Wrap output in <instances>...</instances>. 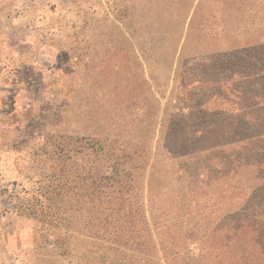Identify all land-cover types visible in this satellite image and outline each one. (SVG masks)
Listing matches in <instances>:
<instances>
[{
	"label": "rangeland",
	"instance_id": "rangeland-1",
	"mask_svg": "<svg viewBox=\"0 0 264 264\" xmlns=\"http://www.w3.org/2000/svg\"><path fill=\"white\" fill-rule=\"evenodd\" d=\"M249 42H264V0H0V264H95L97 168L109 148L144 140L140 190L159 223L212 227L237 211L242 242L264 230V141L229 148L234 171L195 157L220 171L209 179L178 172L186 162L163 138L196 110L188 93L209 75L199 59ZM201 87L204 117L222 104Z\"/></svg>",
	"mask_w": 264,
	"mask_h": 264
},
{
	"label": "trees",
	"instance_id": "trees-1",
	"mask_svg": "<svg viewBox=\"0 0 264 264\" xmlns=\"http://www.w3.org/2000/svg\"><path fill=\"white\" fill-rule=\"evenodd\" d=\"M198 64L208 67L209 75L202 74L197 80L200 83L188 93L187 99L196 110L180 111L171 120L170 133L163 137L169 157L186 162L177 171L186 175L190 172L189 178L203 174L198 172L202 166L191 162L195 157L211 154L218 163H231L234 171L240 156L226 154L227 150L264 141V42L234 44L205 60L199 59ZM189 81L194 83L190 77ZM189 81L181 86H190ZM200 84L217 86L219 93L214 94V100L222 104L204 117L200 110L207 101L201 100L206 93ZM192 124V129H182ZM114 149L103 153L95 176L98 223L93 234L87 235L97 240L95 264H264L260 240L264 230L242 242L239 238L242 234L248 236L249 226L238 222L237 211L218 214V223L212 227L194 224L172 228L159 223L166 214L153 199L146 200L140 190V173L149 166V143L144 140L139 149ZM212 165L210 161L201 168L209 179L220 174ZM225 220L231 223H222ZM206 239L212 242L208 244Z\"/></svg>",
	"mask_w": 264,
	"mask_h": 264
}]
</instances>
